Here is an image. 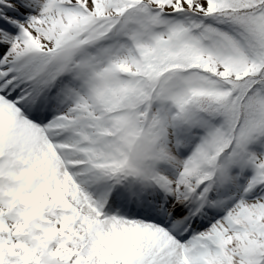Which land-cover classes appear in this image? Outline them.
<instances>
[{
    "label": "snow or ice",
    "instance_id": "obj_1",
    "mask_svg": "<svg viewBox=\"0 0 264 264\" xmlns=\"http://www.w3.org/2000/svg\"><path fill=\"white\" fill-rule=\"evenodd\" d=\"M211 5L138 4L110 15L111 31L84 49L153 25H186L201 38L234 44L259 65L234 88L232 95L242 97L239 115L224 131L209 128L186 156L184 133L209 121L174 117V148L162 139L147 152L128 143L105 166L93 155L98 138L74 106L89 88L77 64L84 49L56 34L62 18H90L95 0H0V107L15 117L0 148V171L36 147L59 161L57 184L70 189L69 201L41 200L31 211L0 194V264H264V151L250 149L264 144V0ZM225 131L227 147L214 150ZM32 163L25 157L17 170ZM49 179L45 171L36 183ZM12 183L0 175V189ZM133 224L135 240L119 243L124 225Z\"/></svg>",
    "mask_w": 264,
    "mask_h": 264
},
{
    "label": "rangeland",
    "instance_id": "obj_2",
    "mask_svg": "<svg viewBox=\"0 0 264 264\" xmlns=\"http://www.w3.org/2000/svg\"><path fill=\"white\" fill-rule=\"evenodd\" d=\"M110 1H113V0H110ZM115 1H120V0H115ZM179 2L180 1L175 0V4H179ZM211 7L214 10L213 4L211 5ZM76 22H77L78 26L81 28L78 20H76ZM184 26L186 28V25H184ZM165 28H169V29L165 30ZM182 28H183L182 25L179 27H175V28H172V27L156 28L153 31V36L156 35L157 38L153 37V36H152V38L145 37L144 40L142 42H140V44H143L144 48H142L140 46L138 39L136 37H131L133 39V43H134L135 47L138 48V54L130 57L129 63H127L126 65H124V64L121 65V67L123 68V71L125 73V76L127 77L128 80L126 82H123L120 80L119 81L120 84H117L116 82L113 81V82H111L112 86L109 87V86H106L107 84L103 83V80L100 79L98 77V75L93 74V78H91V80H93V83H91V85H92V88L94 89V91H92V93H91L92 98L100 99L103 95L102 104L104 106V109L106 111H108L112 107L121 103L122 102L121 99L124 96L136 95V92L139 90V88L141 86L140 82H142V78H141L142 73L152 72L155 77L159 78V84H158V87L148 96L147 101L151 102L153 104V106L156 107V109L160 110L163 113V117H159V116L156 117V124L159 126L160 123L164 122L166 116L173 111H175L174 115L176 117L181 116V114L183 112H187L189 106L194 104L193 97H195L196 95H199L200 93L196 92L195 88H189L187 93L166 94L167 92H169V89L172 88L173 83L171 82L168 85L165 84L167 78H169V76H170L167 73L166 69L168 67H171V66L173 67L176 64V58L174 56H168L164 53V52L168 53L169 50H171L172 48H175L176 43L172 39L173 38L174 39L180 38L183 41V43L188 44L187 49H190V50H193V48L198 49V47L201 46L200 45L201 43L198 41V37L193 32H190L191 35L181 34L179 31ZM99 30H101V28L98 29V31ZM144 31H141V32L146 33ZM168 32L170 34H168ZM72 33L75 34L77 32L73 31ZM179 33H180V35H179ZM59 34L60 33L58 32V35ZM89 34H90L89 32H85L84 35L81 36V38H83ZM129 36H130V34H129ZM132 36H134V34H132ZM93 37H94V35H91L92 39H93ZM154 41H155L154 46H152ZM207 41H208L207 46H209L211 44L209 41H211V40L207 39ZM202 44H205V43H202ZM227 46H228L227 49L229 50V47H231L230 44L227 43ZM148 47L149 48L151 47V48L149 49ZM213 50H216V47H213ZM148 54L157 58L154 61V65L151 64L150 67L144 65L145 63H148V61H146ZM114 55H115V58H123L122 54L114 53ZM213 56H215V55H213ZM189 62H190V64H194L193 60H191ZM174 67L179 68L181 71L184 70V67H181L178 64H176ZM103 69H101V70H103ZM116 70H119V69L116 68ZM107 73L110 74L111 72L109 70H107ZM188 73L189 72H187L181 76L179 82H181L182 84H179L178 88L183 89V90L188 88L189 79H186V75ZM152 80L155 81L156 78H152ZM109 81H111V80H109ZM128 82H129V85L127 87H125V84H127ZM149 88H151L150 85H149ZM94 99H93V104L97 105L100 103L99 100H97L99 102V103H97V101H95ZM151 103H149L148 106H150ZM93 111H96V110L93 109ZM113 116L116 118H112V120L121 119V118L125 117V112H123L121 114H120V112H118V114L115 113ZM151 116H153V114H151ZM208 117L214 123H216V124L220 123L219 119H217L214 114H208ZM144 119L146 120L148 125H151V123L149 122L147 117H144ZM85 120L86 119H84V121ZM226 121L227 120H223V123H226ZM97 126H98V124L94 123V125L92 127H90L91 131L93 132ZM218 128H221L222 131H224V128L220 124H219ZM190 129H192L191 135H197L198 136V133L196 131L200 130V128L193 127ZM141 130H142V128H141ZM224 135H225V137L221 140V142H220V137L217 138V142L214 145V150L216 148H218L219 151H221L224 147H226L227 142L229 141V136H228L227 131H225ZM253 144L256 145V147L259 150H264V144H262V142H255ZM253 151H254V149H253ZM217 152H216V154H217ZM256 152H257V150H256ZM36 153H37V159L39 160V162H41V164H43L47 168H53L54 167V169H55L53 171L54 177L51 176L50 179L52 180L53 184L57 188V190H54V191H51V189L46 190L45 193H42L41 195H39L37 203L40 202L41 200L50 201L53 197H55L61 201H69L70 189L67 188L63 184H57V174L59 173L62 165L59 163V161H56V163L53 164L52 159H50L48 156L43 155L42 150H38V148H37ZM12 182L13 183L10 184L9 186H11V187L18 186L16 184V183H19L18 180H12ZM135 238H136L135 234H129L128 231H125V232L123 231V233L121 234V236L118 239V242L121 243V241L123 240L122 244H125V242L127 240H129V243H130L131 241L135 240Z\"/></svg>",
    "mask_w": 264,
    "mask_h": 264
},
{
    "label": "bare ground",
    "instance_id": "obj_3",
    "mask_svg": "<svg viewBox=\"0 0 264 264\" xmlns=\"http://www.w3.org/2000/svg\"><path fill=\"white\" fill-rule=\"evenodd\" d=\"M15 122V117L12 111L6 107H0V148H2L5 142V133L12 128ZM37 148L34 147L30 153L26 152L23 156L15 158V162H10L8 166V172L4 173L0 171V175H7L11 180H18V188L15 190L14 194L17 197V200L29 208L31 211V205L37 203L39 195L45 193L46 190L51 189V191L57 190L56 186L53 184L52 180L49 179L48 182L41 181L36 183L38 177L43 175L45 171L49 178L54 177L53 168H47L37 159ZM2 154V153H0ZM25 157L32 159L33 163L31 166H25L17 170L16 165L20 163ZM93 189L99 191V186H93ZM13 190V188L11 189ZM47 218L45 217V220ZM128 231L129 234L137 235L136 226L133 225H124V232ZM123 240L121 241V244ZM127 244V241L126 243Z\"/></svg>",
    "mask_w": 264,
    "mask_h": 264
},
{
    "label": "clouds",
    "instance_id": "obj_4",
    "mask_svg": "<svg viewBox=\"0 0 264 264\" xmlns=\"http://www.w3.org/2000/svg\"><path fill=\"white\" fill-rule=\"evenodd\" d=\"M240 110H242V105ZM119 136L120 133H117L116 136L110 137L107 141L99 143L97 148L94 150V157L100 160L103 165L108 166V162L112 161V157L115 154L116 150L123 146L122 142L119 139Z\"/></svg>",
    "mask_w": 264,
    "mask_h": 264
},
{
    "label": "trees",
    "instance_id": "obj_5",
    "mask_svg": "<svg viewBox=\"0 0 264 264\" xmlns=\"http://www.w3.org/2000/svg\"><path fill=\"white\" fill-rule=\"evenodd\" d=\"M238 66V73L241 74L245 72L246 70L250 71L251 73L255 74L256 71L259 70V68H255L252 65H249L247 63H243L241 65L237 64ZM240 78H242L244 75H238Z\"/></svg>",
    "mask_w": 264,
    "mask_h": 264
}]
</instances>
